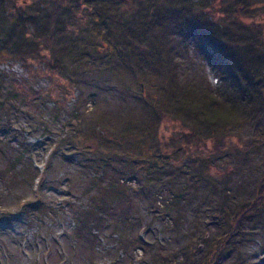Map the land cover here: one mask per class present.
Here are the masks:
<instances>
[{"label":"rangeland","instance_id":"rangeland-1","mask_svg":"<svg viewBox=\"0 0 264 264\" xmlns=\"http://www.w3.org/2000/svg\"><path fill=\"white\" fill-rule=\"evenodd\" d=\"M14 1L34 5L31 0ZM191 2L198 5L196 10L201 9L198 12L209 23H217L219 34L214 32L213 36L217 37L210 40L217 47L221 67L229 72L239 69L234 73L235 86L229 78L217 77L218 73H224L211 68L204 52L192 45L190 37L180 34L173 15L168 16L172 23L167 30L162 27L164 19L158 26L154 23L157 27L149 25L143 33L132 29L131 39L154 46L158 57L137 52L131 43L130 58L142 64L137 83L122 69L113 47L117 56L113 55L117 66L113 74L106 72L101 56L98 64L85 62L75 69L74 74L79 78L76 85H69L61 74L67 49L79 48L75 55L83 57L93 55L94 48L102 46L101 37L109 36L114 44L130 41L125 35L129 31L128 21L116 14L101 23L100 36L96 20L91 32H78L75 37L58 34L60 40L53 56L60 75L53 76L61 80L63 88L54 89L53 94L46 95L50 79L46 76L45 58L32 61L33 70L42 75L37 78L31 77L30 70L21 62L0 63V70L8 74L0 81V97L6 98L0 110V264H197L206 248L210 249V242L230 232V221L220 220L221 206L234 207L250 199L264 177V60L253 65L249 72L245 70L248 62H256L259 55L264 57V11L258 9L257 0ZM248 5L251 10L247 9ZM88 9L83 5L81 12ZM96 10L101 14L102 10ZM141 21L138 19L136 25ZM68 25L74 27L75 23ZM147 59L155 61L145 63ZM10 78L35 92L30 101L8 99ZM140 83L163 112L159 124L164 137L162 151L170 150L169 145L176 138L184 139L177 144V152L183 150L178 154L177 164L157 171L145 184L135 157L134 173L120 175L124 157L114 156L105 164L92 165L91 156L69 152L67 145L61 146L67 153L62 155L56 145L77 125L78 130L101 123L105 129L92 133L97 140L107 137L110 142L120 140L129 147L132 135L120 137L128 133L129 125L131 129H146L156 119L137 98ZM167 88L171 94H167ZM238 91L251 100L243 108L248 111L246 117L220 120L219 115L213 114L204 118L187 107L189 119L182 120L183 92L190 102L209 95L216 103L226 104L227 100L237 98ZM54 98L61 104V111L54 108ZM94 102H98L102 115L96 116ZM74 116L76 123L71 121ZM210 119L213 124L209 123ZM185 126L208 149L194 140L187 151L180 147L187 141L183 131H190ZM105 130L108 135L103 133ZM101 147L110 148L102 142ZM200 149L204 150L202 155L198 154ZM22 151L23 159L16 161ZM196 155L199 157L195 158ZM32 161L39 169L45 164L36 192V181L32 187L30 180ZM85 165L91 169L84 168ZM97 176L102 181L99 185L92 183ZM109 182L128 184L130 188L76 234L78 214L92 205V198L100 195L102 187ZM177 190H183L181 198L175 208L165 211L166 202ZM260 208L263 214L241 221L239 228L230 232L229 245H220L210 264H264V202ZM139 226H145L146 243L136 240Z\"/></svg>","mask_w":264,"mask_h":264},{"label":"trees","instance_id":"trees-1","mask_svg":"<svg viewBox=\"0 0 264 264\" xmlns=\"http://www.w3.org/2000/svg\"><path fill=\"white\" fill-rule=\"evenodd\" d=\"M31 1L34 4L33 6L20 5L14 0H0V63L5 60L21 62L23 65H25V68L30 70V76L33 78H37L41 77L42 75L40 72L33 70L32 61H34L35 59L45 58L47 60L46 76L50 79V89L48 88L49 91L46 93V95L53 94L54 89L63 88V85L60 82L61 80H58L53 76L55 74H59L56 66V60L53 56L54 49L58 46L60 40L58 34L65 33L69 37H75L78 32L87 30L91 32V25L96 20L95 25L97 26L98 34L100 36L103 29L101 23H106V17L109 18L113 14L124 17L128 21L129 31L127 30L128 32H126L125 35L127 36L126 40L130 41H128V43L125 42L124 46L122 44H114L109 36L101 37L100 39L102 46L94 48V56L92 54H85L83 57H77L75 53L77 51L80 52L81 49H67L65 54L66 58L63 60V63L61 65L64 71L61 72V74L64 75L69 85H76L79 83V78L74 74V71L75 69L84 65L85 62H87V65L98 64V61L103 58V64L106 68V72H110L113 74L117 69V66L115 65L113 60V55H115L116 53L119 56L118 59L120 60V65L123 66L122 69L127 74L131 75V79L133 82L137 83L138 80L136 77L138 75L139 69L142 67V64L139 62L135 63L133 57L130 58L131 45L134 44L132 45L133 49H136L137 52H141L144 55L151 54L155 58L158 57L154 53V46L148 43L146 44L144 40L137 43L131 39L132 29L137 28L139 29L138 31L143 33V31L147 27H149V25L157 27L159 23L164 19L162 27L164 30H167V28L170 27L172 23V18L170 19L168 18V16L172 17V15L179 23L178 25L180 34L186 38L190 37L192 45L204 52V57L211 68H216L218 71L221 70L224 73H218L217 76L220 77V79H224L226 77L229 78L231 80L230 83L234 86V83L237 82L234 73L239 69H237L235 72H229L221 67L222 65L220 62L217 47L214 43L212 44L213 40H210V38L213 37L214 39L219 34L218 28L216 26L217 23L215 21L213 23H209L205 16L202 17L200 15L201 13L198 12V10L201 9L196 10V8H198V5H194L191 0ZM99 3H101V6H99ZM83 5H87L88 7H90V9L81 12V7ZM200 7L203 6H199V8ZM98 8L100 11L102 10L101 14L98 10H96ZM94 13L100 16L97 18ZM92 17L95 18L93 21H91ZM138 19L142 20L139 26L136 25ZM73 22L75 23L74 27H70L71 25L68 24H71ZM152 29L155 30V28ZM201 30H204L207 33L202 32ZM105 31L106 29H104V32ZM214 32L217 34V36H213ZM146 34L147 30L145 35ZM154 38L155 37H150L149 39L152 40ZM121 40L123 41L122 38ZM112 47L115 49V54ZM100 52L102 54H100ZM134 54L135 53H133V55ZM100 56L102 57L101 59ZM149 60L153 63L155 61L152 59H147V62L145 63H148ZM262 60H264V57L259 55L256 62L254 60L252 63L248 62L250 64L247 63V65L245 66V70L249 72L250 70H252L253 65H255L256 63L257 65L261 64ZM66 63H68V65L70 64L72 70H70V67L67 66ZM6 76H8V74L4 70H0V81L4 80ZM82 79L84 80V78ZM10 84L12 87L9 90L8 99L19 98L22 101L24 100V102H26L30 101L35 93L31 88H28V90L24 89L22 84L18 83L13 78H10ZM167 90V94H171L170 89L167 88ZM236 94V99H231L230 101L227 100L226 104H220L216 103L212 97H209V95L198 97L197 99H195V101L197 102H190L185 99V94L183 92L181 100L183 109L180 110V113H182V120L184 121V119L186 118L189 119V117L187 116L189 108L195 109V111L197 113H200V115L203 114L202 116L204 118H207L213 114L219 115L221 117L220 120H222V118H244L247 116L248 111L247 109L243 108L247 107L251 103V100L244 95L245 93L242 94L241 91H238ZM42 96L44 97L45 93ZM137 98H139L144 103V110H147V112L151 113V115L156 119L155 122L152 123V125L146 127V129H131L132 125H129L130 130L128 129V133L120 136L125 139L129 138V136L132 135L129 147L127 145H124V143L120 140H114L113 142H110L107 137L101 138V140H97L95 137L96 134L94 135L92 133H96L100 129H105L103 124L97 123L95 125H92L90 129L80 128L77 130L78 125L75 129H70V133L63 135L59 140L58 144L56 145L57 149L59 150L61 149V146L67 145V151L69 152H75L76 154L83 156L86 155V157L91 156L90 162L92 165H96L100 162L101 164H105V161L112 159V157L114 156L119 158L124 157L123 164H121L122 172L119 173L120 175H128L134 173V164L132 163L135 157L136 163L140 165V175L143 182H145V184L149 183V179L152 178V175H156L157 171H165V167H173L178 163V154L183 153V150L182 148H180V150L177 152V144H180V141L182 142L184 139L181 138L179 140V138H176L174 144L169 145L171 147L170 150L166 151V153L163 152L161 146L163 145L162 142L164 137L159 132V124L162 121L161 118L163 116V112L157 107L155 102L149 99L146 91L143 90V86L141 83L139 84V96ZM52 100L54 102V108L61 111V104L55 98ZM5 101L6 98L0 97V110L4 106ZM93 106L95 108L94 111L96 116L102 115V111L98 109V102H94ZM166 107L168 109H174V107ZM187 107L189 108L187 109ZM71 121H74L76 123V116H74ZM209 123L213 124V120L210 119ZM213 126L214 125H212V127ZM185 128L190 129V131H183L184 136H187V141L186 143L182 144L183 146L180 147H183L187 151L189 146L191 147L190 141L194 140L195 143L198 142V145L201 144L202 147L208 149L205 146L207 145L206 143H201L200 137L195 139V137L192 135V130L190 127L185 126ZM103 133L108 135L106 133V130ZM118 135H122V133ZM101 142L102 144L107 145L110 148L105 149L101 147ZM114 146L118 147L116 148ZM61 151L62 155L64 156L65 154H67L63 149H61ZM199 153L202 155L204 153V150L200 149L198 154ZM23 154V151L19 152L16 161H19V158L23 159ZM198 157L199 156L196 155L195 158ZM29 165L30 170L32 171V176L30 179L32 181L31 186H33L35 179H37V182L39 184V182L43 178V173L41 174L37 167L32 164V162ZM43 167L45 169V164L43 165ZM84 168L91 169V167L88 165H85ZM92 183H96L97 185H99L100 183H102L101 177L97 176L96 178H93ZM129 188L130 187L128 184L125 185L124 183L117 182H109L108 184L103 186L100 191V195L92 198V205L82 213L80 212V214H78L79 224H77L78 227H76L75 233L80 234L81 230H85V228L89 224V221L94 219V216L97 217L98 215L105 213L107 207H110V205L114 203L115 200H118L120 197H122V195L126 194ZM182 194L183 190H177V192H175L174 194L175 196H173V198H171L169 202H166L165 209H163L167 211L168 209L175 208V205H177V201L179 200V198H181ZM263 202L264 177L259 180V188L257 190V193H255V195L252 194L250 199L244 202L242 200L239 202L240 204L236 203L234 207H232L231 205L221 206V214L224 218L222 217L220 218V220L225 221V218H227L230 221L229 231L235 232L239 228L241 221H245L246 219L249 220L250 218L257 217L260 214H263V211L260 208ZM208 209L212 210V207H209ZM206 213L207 216H210V212ZM80 219H82V223H80ZM205 220L207 221V219H204V221ZM207 224L208 223L206 222V225ZM139 227L145 231V226ZM230 232L226 233L224 236L219 237L217 241L210 242V249L206 248L205 254L201 257L200 261L197 264H210L216 255V250L219 251L221 249L220 245H229L228 238L232 235L230 234ZM136 237L137 242H140L141 238L137 235Z\"/></svg>","mask_w":264,"mask_h":264},{"label":"flooded vegetation","instance_id":"flooded-vegetation-1","mask_svg":"<svg viewBox=\"0 0 264 264\" xmlns=\"http://www.w3.org/2000/svg\"><path fill=\"white\" fill-rule=\"evenodd\" d=\"M257 3L260 4L259 7H258V9H260V11H264V0H257ZM247 9H248V10H251L252 7H250V6L248 5Z\"/></svg>","mask_w":264,"mask_h":264}]
</instances>
